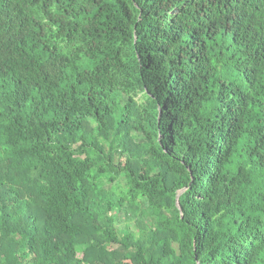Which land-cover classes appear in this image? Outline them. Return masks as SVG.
I'll use <instances>...</instances> for the list:
<instances>
[{
  "label": "trees",
  "instance_id": "1",
  "mask_svg": "<svg viewBox=\"0 0 264 264\" xmlns=\"http://www.w3.org/2000/svg\"><path fill=\"white\" fill-rule=\"evenodd\" d=\"M0 264H264V0H0Z\"/></svg>",
  "mask_w": 264,
  "mask_h": 264
},
{
  "label": "rangeland",
  "instance_id": "2",
  "mask_svg": "<svg viewBox=\"0 0 264 264\" xmlns=\"http://www.w3.org/2000/svg\"><path fill=\"white\" fill-rule=\"evenodd\" d=\"M122 227V225H120Z\"/></svg>",
  "mask_w": 264,
  "mask_h": 264
}]
</instances>
